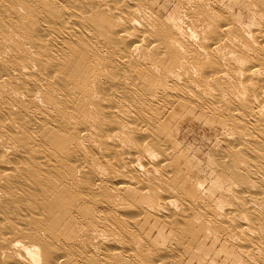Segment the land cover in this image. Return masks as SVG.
<instances>
[{
	"label": "bare ground",
	"instance_id": "bare-ground-1",
	"mask_svg": "<svg viewBox=\"0 0 264 264\" xmlns=\"http://www.w3.org/2000/svg\"><path fill=\"white\" fill-rule=\"evenodd\" d=\"M137 3V0H97L86 6L77 0H0V197H4L0 201V264H70V258L79 264L86 262L83 255L68 250L65 238L49 228L42 212L51 198L64 191L81 193V197L100 213L115 211L122 214L120 210L127 205L122 191L127 189L131 190L128 194L141 193L149 197L153 186L163 192L158 197L153 195L163 201V207L153 201L160 204L156 208L157 216L175 226L183 224L173 216L172 205L169 206L171 199L167 195L172 191L169 187L172 178L163 165L167 161L166 146L159 145L148 127V106L153 100L132 99L137 95H131L132 87L130 90L122 87V74L133 70L132 55L142 44L152 49L155 42H160V38L153 39L154 34L146 26V29L137 28L140 23L136 20L141 18L138 15L145 14L140 9L141 14L138 13L140 6ZM209 5L204 0L187 1L191 27L209 30L206 38L209 43L204 53L201 50L196 53L190 44L186 48L175 38H161L166 46L160 43L154 52L158 60L163 59L169 65L181 57L179 69L192 64L194 71L190 72L194 73L189 74L191 77L187 74L189 67L188 71L184 68L187 72L184 74L190 80L178 84L179 75L170 76L177 81L178 98L209 99L212 96L210 83L215 86L216 114L234 137L219 153L221 172L230 175L235 182H244L246 174L237 171L240 153L245 146L256 152L263 151L257 137L264 132V27L255 32L251 29V32L245 29L246 25L242 28L240 21L237 25L231 19L214 20L215 14ZM106 15H112L118 24L126 22L127 30H117L109 37L104 35V28L96 31L90 17L102 19ZM147 36L153 37L147 39ZM169 47L174 48L172 53L164 49L169 50ZM173 51L178 57H174ZM199 80L202 85H196ZM135 83L140 82L135 80ZM166 86L170 91L172 86ZM94 87L105 99L92 91ZM112 96H118V99H108ZM156 152L161 158L155 162ZM96 154L97 166L93 162ZM100 165L106 167L108 173L103 175L104 179H101ZM143 172L147 177L152 175L151 180H145ZM104 182L106 190L110 184L117 193L110 197ZM244 196H241L242 203L251 211V201ZM228 210L215 216L214 220L218 225L224 223L223 227L229 223L227 235L234 242L240 239L237 237L243 231L246 236L248 231L244 226L247 224L239 219L236 209ZM103 217L106 225L111 223L121 232L128 230L126 224L135 219L129 214L131 220L126 219L127 216L120 221L111 216ZM195 217L191 215L189 219L193 222ZM188 224L189 220L187 226L190 227ZM208 229L211 231L209 226ZM245 236L241 245L235 242V247L241 249L236 254L244 256L250 264H264L262 237L255 248L253 244L251 246L253 237L250 243L249 235ZM105 240L114 247L110 245L104 251L101 264H126L130 256L137 258L140 252L131 238L129 242L116 243L115 238L107 235ZM161 257L165 259L164 264L166 257Z\"/></svg>",
	"mask_w": 264,
	"mask_h": 264
},
{
	"label": "rangeland",
	"instance_id": "rangeland-1",
	"mask_svg": "<svg viewBox=\"0 0 264 264\" xmlns=\"http://www.w3.org/2000/svg\"><path fill=\"white\" fill-rule=\"evenodd\" d=\"M69 1L74 2L75 0ZM77 1H83V3L87 6L89 3H94L97 0ZM134 1L136 2V0ZM137 1V4L140 6L138 7V10L140 9L141 13L145 12L146 14H143V17L139 10L138 13L141 15H138V13L137 15L141 18L139 19L137 15L135 16V18L138 17L137 19H139H135L137 23H140L139 25H137V28H148L149 32H152L154 34V37L152 36L153 39L155 37L160 38V42H155L152 49H148L142 44L138 51L132 55L131 65L133 70L128 71L129 74H122L123 76H121V80L122 84H124L122 87L126 90H130V88L132 87L131 90L133 92L131 95L137 94L136 96L134 95V98L132 97V99L153 100L148 106V127L154 133V139L159 143V145L162 148L163 146H166L168 148L167 151V148L165 147L167 155H165L166 157H163H165L167 161H164L165 164L163 165L164 168L167 169L166 171H168V175L172 178V180L169 181V187H172V191L169 192V194L167 195L169 196V200L171 199V204L169 206L172 205L175 208L174 209L171 206V209H173V216L175 215L176 217H178V219L183 222L184 225L181 224L179 226H175L173 223H170V225L169 223L165 222L162 217L160 218L159 216H157L159 214H157L156 208L160 204V206L163 207V201L160 198H156V200L153 195L155 197H158L159 195H162L163 192L161 189H153V186L150 187L149 197H144L141 193L128 194L131 193V190L126 189L122 191V189L121 195H123V200L127 204L124 206L123 209L120 210L122 214H120V212L115 211L111 213H100V210H94L86 202V200L81 197V193H73L68 191L59 193L53 198H51L45 204L42 212H44L45 214V218L49 224V228H51L52 231L57 232L58 235L65 238V245L67 246L68 250L73 254L78 253V255H83L85 257L86 262L84 264L102 263V259L104 257L103 254L105 253L104 251L109 249L110 245H112L111 242L105 240L107 235L110 236L111 239L115 238V242L119 241L121 243L129 242L131 238L133 240L134 245L138 248L136 250L141 252H139L138 254L140 257L138 255L137 258L136 255H133L134 257L130 256V258H128L126 261V264H157V262L158 264H162V261L165 259L161 256L166 257V261H168L167 263L166 261H164V264H250V261L247 259L245 260L244 256L236 254L238 253L237 250L239 249L235 247V242L241 245V239L244 238L243 236H245V232L241 231L243 234L240 233V235H238L237 237L240 239L234 240L233 242V238L228 237L229 227H227L226 225H228L229 223H226L224 225L225 227H223L224 223L221 225H218L217 223L215 224L214 218L218 214L222 215L223 211L226 212L228 208V211H231V209H236L235 212L238 213L237 215H239V219H241L242 222H245L243 223L244 225H248L244 226V230L248 231V233H251L252 235L251 236L246 232V236L249 235L247 236V240L250 241V243L253 241L251 243V246L253 244L252 247L256 248V246H258L259 244L257 242H259L258 240L260 237H262L261 241L264 240V135H262L264 134V132L257 137L261 143V146L263 147L262 152L253 151L250 147L252 150L251 151L247 148L248 146H245L243 152L240 153V163H238L237 171L239 173L246 174V177L244 178L245 181L235 182L230 175H224L221 172L219 153L223 151V149L226 147V142L232 141L234 137L230 135V129L223 125L222 119L219 118V115L216 114L217 109H215V107L217 105L215 104L216 102H214L216 101V99L214 100V97L216 95L215 86L210 83V88L212 90L208 89L209 87L206 88L207 90H211L212 92V96L209 99H202L201 101V99L178 98L179 96L177 97V95L179 94V91L177 90V85L181 82L184 83L188 81V79H191L188 77H191V75L189 76L190 73H194L190 72L194 71L192 69V64L188 63L189 65H185L186 67H181V69H179V61L181 57H178V53L175 52L176 50L173 51V54L174 57L177 56L178 58L175 57L176 59H174L172 65H169L168 62L163 59L158 60L154 52L158 49L159 45L164 44V46H166V44L161 38H175L174 40L180 41L185 45L186 48L190 44L189 47L194 48V50H196V53H200V50L204 53L205 47L209 43L206 39L208 37L207 35L209 30L204 31V28L203 31H201V27L194 29L193 27H191L192 23L190 20H192V18L188 17L187 12V1L189 2L190 0ZM204 1L205 4H210V11H214V20L220 21L223 19H231L230 21L237 25L240 21L241 24L239 25H242V28H245L246 25L245 29H250V31L251 29H253V32H255V30L259 31L261 27H264L262 26L264 25V0ZM208 1L209 3H207ZM89 20L95 27L96 31L99 28H104L103 31L106 37L113 36L117 30H122L124 28L125 30H127V23L123 22V25L118 24V22L113 19L112 15H106L102 19L98 16H96L95 18H93L92 16ZM193 34L195 35V38ZM185 35L188 36L186 37ZM152 37L147 36V39H150ZM164 49L169 53H172L171 50H174V48L172 49L171 47H169V50L168 48ZM134 57L136 59H134ZM167 57L171 58V55L167 54ZM187 66L189 67V73L184 71L185 69L186 71H188ZM140 68L142 69L140 70ZM142 70H144V72ZM184 73H187L188 77H186L187 75ZM176 74L179 75V79L177 80L179 81L178 84L175 83L177 81L172 80L170 78L171 75L176 76ZM131 78L135 79L137 82L140 83H137L138 85H136L135 80ZM126 79L128 82H125ZM196 79H194V81ZM197 82L198 83L196 85L203 84L202 82H200V80ZM167 83L169 84V87L172 86V88H170L171 90L169 89L170 91H168V87L166 86L168 85ZM138 90L140 92L137 93ZM92 91L96 95H98L99 93L100 99H105L103 95L99 92V90L95 89V87L94 89H92ZM112 97L108 99H118V96ZM156 114H158V116ZM95 149L98 150L97 148ZM95 156L97 160L94 159L93 162L97 166L98 155L96 154ZM158 158H161V154L156 152L155 162L158 160ZM102 168L103 170H101ZM105 168L106 167H103L102 165L99 166V170L102 171L100 173L102 175L101 179H104L103 175L108 174ZM98 174L99 172L96 174L97 178L100 175ZM142 175L144 177L145 173L143 172ZM160 175L157 174L158 177ZM151 176L152 175H148V177L146 176L144 178L145 180H151ZM143 177L141 178L144 179ZM104 183L106 190V182ZM107 186L109 188H107L106 193H109L110 197H112L111 194L117 193L113 189L112 185L109 184ZM121 191L118 192V194H120ZM115 194L113 195V197L115 196ZM165 194L166 193H164L163 195ZM243 194L246 197H249L251 205L254 207L255 204L256 208L252 207L253 209L251 208V211L245 208L241 199V196H243ZM3 199L4 197H0V201H2ZM261 199L263 201H261ZM153 201L159 202L160 204L158 203L156 205ZM172 202L175 203L173 204ZM252 202H254V204H252ZM99 204L101 205V203ZM150 204L154 205L151 206ZM236 204L238 207L236 206ZM258 205L261 208L258 207ZM183 206L185 209L183 208ZM216 209L219 210L217 211ZM239 209H241L242 211ZM124 211H127L125 213V216L123 215ZM132 212L134 214H132ZM127 213L129 214V217L131 216V218L135 216V219L128 223L129 225L126 224L128 229L126 230L127 233L125 230L121 232L120 230L115 229V227L112 226L111 223L109 225H106L105 222L102 221L104 220L103 216H111L114 218L113 220L117 221L118 218L119 221L120 219L125 220L126 216V219H128ZM202 214L207 216L209 215V218L207 216L204 217ZM191 215L197 217H195L194 219L196 221L192 222V220L189 219ZM252 216L253 218H255L251 219ZM256 216L259 218L256 219ZM224 217L225 216H223L222 218ZM205 219L208 223L205 222ZM188 220L190 227L187 226ZM211 221H214V224ZM251 221L253 225H256V228L251 224ZM211 224H213V226L215 227L212 228L213 226ZM207 225L210 227L211 230L209 232ZM251 226L254 227L252 228V230L250 229ZM205 228H207V230H205ZM115 233L119 234L116 235ZM102 234H104L105 237ZM113 234L115 235L114 238ZM253 234H255L254 236L257 239L254 238ZM252 237L254 240H252ZM117 238H120V240H118ZM135 238L136 242L138 241L137 243L139 245H137V243L134 241ZM111 247L114 246L112 245ZM167 257L170 259L168 260ZM132 259L134 261H132ZM153 259H157L156 261L154 260L155 263L153 262ZM69 262L70 264H79L74 258H70Z\"/></svg>",
	"mask_w": 264,
	"mask_h": 264
}]
</instances>
